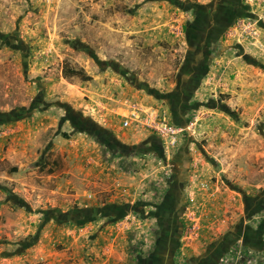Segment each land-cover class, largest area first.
<instances>
[{
  "label": "rangeland",
  "instance_id": "obj_1",
  "mask_svg": "<svg viewBox=\"0 0 264 264\" xmlns=\"http://www.w3.org/2000/svg\"><path fill=\"white\" fill-rule=\"evenodd\" d=\"M133 106L175 141L123 128ZM46 109L36 153L11 149ZM77 131L98 146L86 183L63 144ZM105 254L264 264V0H0V264Z\"/></svg>",
  "mask_w": 264,
  "mask_h": 264
},
{
  "label": "crops",
  "instance_id": "obj_2",
  "mask_svg": "<svg viewBox=\"0 0 264 264\" xmlns=\"http://www.w3.org/2000/svg\"><path fill=\"white\" fill-rule=\"evenodd\" d=\"M48 112H49L48 109L34 110L28 118L21 120L20 123L16 126L13 135H10V137H8V140L10 141L9 143L12 145L10 146L11 149H13L14 147L19 152L26 150V152L34 151L36 153L38 147L42 145V142L44 143V141L41 140L43 139L44 134H46L49 130H51L52 127L55 126V120L49 119ZM44 116L47 117V120H45ZM58 126L61 127L60 123ZM55 132L56 135L54 136V139H51L52 141H54V143L57 142V139L59 138L60 135L59 134L60 132L57 133L56 130ZM13 141H15L14 144H12ZM50 142L51 141H48V143L45 144V147L43 149L54 150ZM67 143L70 146V148L68 149V153H69L68 167L71 169L72 168L78 169L79 172L78 176H80L82 182L84 183L88 182L91 179L92 175L94 174L93 173L95 167L94 165L99 164L98 162L95 161L96 159L90 155L93 149L98 148L97 143L94 141V139H92L90 134L85 131H77L76 134L71 136L70 141L69 140L68 142L65 141V143L63 144H67ZM21 153H25V152H21ZM84 162H89L92 164L90 166L92 172L84 168ZM42 163H44V159H42ZM68 173L72 174V172H68ZM56 178L58 180L61 179V177L59 176H57ZM75 178H77V176L74 175L73 176L69 175L68 177H66L68 184L71 185V183L74 181ZM56 194H61V193L57 191ZM77 195L79 194L77 193ZM75 200H78L77 197H75ZM111 219H113V216ZM77 247L78 244L74 245V242L71 243V249L73 252L71 257L69 258H72V260H79L80 254L78 252L80 250H78ZM90 256H91L90 259H93L92 254ZM102 256H104L102 258V261H105L103 264H130L127 261L128 259L122 256H114V255L112 256L106 254ZM81 257L87 258V253H83ZM124 259L125 261L121 262Z\"/></svg>",
  "mask_w": 264,
  "mask_h": 264
},
{
  "label": "built area",
  "instance_id": "obj_3",
  "mask_svg": "<svg viewBox=\"0 0 264 264\" xmlns=\"http://www.w3.org/2000/svg\"><path fill=\"white\" fill-rule=\"evenodd\" d=\"M140 124L153 130L162 139L175 141L176 130L167 124L166 118L156 112H145L143 109L133 106L128 115L124 117L121 126L128 128L131 125Z\"/></svg>",
  "mask_w": 264,
  "mask_h": 264
},
{
  "label": "trees",
  "instance_id": "obj_4",
  "mask_svg": "<svg viewBox=\"0 0 264 264\" xmlns=\"http://www.w3.org/2000/svg\"><path fill=\"white\" fill-rule=\"evenodd\" d=\"M62 75L64 77H79L83 81L90 79V77L86 76L82 70L71 69L65 66L62 68Z\"/></svg>",
  "mask_w": 264,
  "mask_h": 264
}]
</instances>
